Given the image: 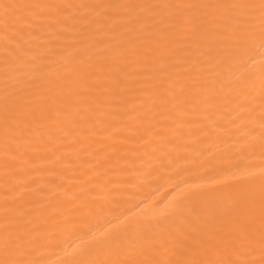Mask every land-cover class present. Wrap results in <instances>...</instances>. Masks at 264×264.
<instances>
[{"label":"snow or ice","instance_id":"1","mask_svg":"<svg viewBox=\"0 0 264 264\" xmlns=\"http://www.w3.org/2000/svg\"><path fill=\"white\" fill-rule=\"evenodd\" d=\"M257 46L258 67L244 71L229 96L241 123L259 108L264 149V0H0V264H45L46 225L23 192L7 194L14 166L29 156L19 151L26 133L51 144L58 132L72 134L70 124L95 128L129 105L139 121L128 125L129 138L145 121L163 123L164 112L180 119L184 105L211 114L225 68L255 62ZM56 51L61 59L51 68ZM93 247L102 255L66 264H264V167L235 185L182 192L147 224L124 223Z\"/></svg>","mask_w":264,"mask_h":264},{"label":"bare ground","instance_id":"2","mask_svg":"<svg viewBox=\"0 0 264 264\" xmlns=\"http://www.w3.org/2000/svg\"><path fill=\"white\" fill-rule=\"evenodd\" d=\"M61 55L56 51L47 58L51 68ZM252 55L255 62L245 56L247 63L225 68L217 92L220 99L211 114L192 112L190 105H184L180 119L166 120L164 112L157 118L163 123L145 121L142 134L129 138L128 125L139 123L138 110L129 105L95 128L83 121L78 127L70 124L72 134L58 132L50 137L51 144L28 139L38 137L35 130L21 138L19 151L29 156L14 166L7 194L23 192L36 222L46 225L39 248L45 264L98 258L102 253L93 247L95 239L124 223L147 224L182 192L235 185L245 174L258 177L264 167L259 108L241 123L236 118L240 109L229 96L241 74L258 67V46ZM3 57L0 47V61ZM255 92L258 95V78ZM252 129L255 131L249 135ZM3 162L0 141V200L6 194Z\"/></svg>","mask_w":264,"mask_h":264}]
</instances>
